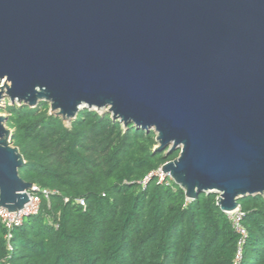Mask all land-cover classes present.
I'll return each instance as SVG.
<instances>
[{
  "label": "water",
  "instance_id": "water-1",
  "mask_svg": "<svg viewBox=\"0 0 264 264\" xmlns=\"http://www.w3.org/2000/svg\"><path fill=\"white\" fill-rule=\"evenodd\" d=\"M81 107L180 151L162 171L225 214L264 196V0H0V103ZM0 116V208L33 184Z\"/></svg>",
  "mask_w": 264,
  "mask_h": 264
},
{
  "label": "trees",
  "instance_id": "trees-1",
  "mask_svg": "<svg viewBox=\"0 0 264 264\" xmlns=\"http://www.w3.org/2000/svg\"><path fill=\"white\" fill-rule=\"evenodd\" d=\"M50 109L5 108L20 177L51 195L37 193L20 226L0 217V264H264V196L241 200L240 245L217 194L187 200L173 180L150 177L180 155L155 151L154 131L89 109L67 126Z\"/></svg>",
  "mask_w": 264,
  "mask_h": 264
},
{
  "label": "built area",
  "instance_id": "built-area-1",
  "mask_svg": "<svg viewBox=\"0 0 264 264\" xmlns=\"http://www.w3.org/2000/svg\"><path fill=\"white\" fill-rule=\"evenodd\" d=\"M150 177L151 178L157 177L161 180V182H164L167 178L173 180L169 175H166L163 173L162 168L158 170L157 172L152 173ZM39 192H41L46 198H48L51 195V192L49 190H41L37 186L34 185L33 192L29 194L30 201L28 204L25 205L23 210L12 213L6 209L0 208L1 220L8 229H12L13 227L20 226L26 217H29L37 213L39 209L40 201L38 197L36 196V194ZM77 203L83 207H85L86 205L83 199H78ZM227 215L229 219L231 220L234 230L239 235L242 236L243 239L240 242V245H242L244 243V238L246 237V230L242 225V221L245 217V214L241 209H238L237 211L231 214H227ZM240 254H241V250H239L238 258Z\"/></svg>",
  "mask_w": 264,
  "mask_h": 264
},
{
  "label": "rangeland",
  "instance_id": "rangeland-1",
  "mask_svg": "<svg viewBox=\"0 0 264 264\" xmlns=\"http://www.w3.org/2000/svg\"><path fill=\"white\" fill-rule=\"evenodd\" d=\"M41 102H42V101H41ZM41 102H39L35 107H37L38 105H40ZM48 104H49V103H48ZM10 105H20V104H19L17 101L14 102V103H12L11 100H10L8 97L3 98V100H2L1 103H0V116H5V117L8 116V114H7L6 110H5V108H6L7 106H10ZM49 106H50V104H49ZM50 108H51V106H50ZM85 109H88V108H86V107H82L81 110H80V112L83 111V110H85ZM89 110H91V111H95V112L99 113L100 115H104V114L110 113L108 109L97 110V109L93 108V109H89ZM50 114H54V115H56L57 113L51 111V109H50ZM63 120H64V122L66 123L67 126H70L71 122H72L74 119L69 120V119H64V118H63ZM151 131H154V129H152ZM154 132H155V131H154ZM156 135H157V134H156ZM11 143H12V140H11ZM12 146H13V144H12ZM157 147H158V146H157ZM157 147H156V148H157ZM161 175H162V174H161ZM240 203H242V201H241ZM240 205H241V204H240Z\"/></svg>",
  "mask_w": 264,
  "mask_h": 264
},
{
  "label": "bare ground",
  "instance_id": "bare-ground-1",
  "mask_svg": "<svg viewBox=\"0 0 264 264\" xmlns=\"http://www.w3.org/2000/svg\"><path fill=\"white\" fill-rule=\"evenodd\" d=\"M82 108V107H81Z\"/></svg>",
  "mask_w": 264,
  "mask_h": 264
}]
</instances>
